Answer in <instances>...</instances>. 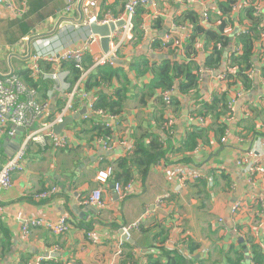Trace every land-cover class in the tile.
<instances>
[{"label": "crops", "instance_id": "1", "mask_svg": "<svg viewBox=\"0 0 264 264\" xmlns=\"http://www.w3.org/2000/svg\"><path fill=\"white\" fill-rule=\"evenodd\" d=\"M94 1L97 7L89 10L90 16L103 18L107 13L114 16L123 13V0ZM222 1L162 0L155 9L139 7L134 19L140 22L144 33L138 41L134 37L117 50L119 63L111 64L117 75L107 81L99 75V85L89 90L80 84L77 95L76 92L72 95L68 87L55 83H50L46 90L37 88L39 100L48 102L49 115L55 116L70 101L72 111L65 117L71 118L62 129L69 141L66 148L59 150L51 145L30 143L23 158L22 171L12 175V187L0 191V202L5 206L0 215V264H26L35 255L48 253L56 264H146L148 254L163 257V251L155 245V234L159 229L153 226L154 221L160 223V229L166 235L162 246L177 248L188 261L197 260L190 264H231V260L238 256H241V264H254V256L260 260L257 264H264V175H256L250 181L248 172L235 162L248 148L260 149L259 140L264 138L262 121L252 122L247 118L238 124L245 116L243 112L247 104L258 101L262 94L256 57L253 58L254 84L246 89L241 87L235 119L227 126H232V134H239L238 127L243 128L240 141L231 137L220 144L211 128L213 118L194 112L198 105L196 100L210 101L214 93L222 91H227L229 97L233 93L234 89L227 82L221 83L218 79L225 70L224 62L217 70L209 68L206 71L208 67L202 66L204 53L198 52V87L182 93L177 84H173L174 102L169 104L161 101V88L149 87L153 78L151 68L168 57V48L175 51L179 61L186 60L183 43L179 50L171 46L152 47V43L170 31L184 37L175 21L185 10L198 12L202 24L208 26L202 19L204 9L215 10L217 3ZM73 2L70 11L65 10L66 0H27L19 15L0 9V73L13 72L22 79L26 76L37 80L28 68L32 54L77 47L93 34L89 18L81 12L82 0ZM260 2L264 17V0ZM236 12L233 11V15ZM239 27L227 26L224 31L230 37L229 46L223 49L226 51L224 59L236 45L234 42L239 36L236 31L242 26ZM198 43L202 44L201 41ZM100 52L103 50L99 41L92 44L88 55L94 57ZM62 63L40 62V65L45 74H60L66 68ZM136 63L133 67L132 64ZM144 63L146 70L142 66ZM116 91L121 98V111L118 115L107 112L105 118L108 121H101L115 140L112 148L107 150L95 139L94 128L101 117L90 115L91 118L84 119L82 115H89L88 105L90 102L95 104L100 92L113 97ZM169 119L172 124L168 123ZM246 125H252V129L259 133L254 134ZM158 126L168 132V135L162 134L164 156L145 172L131 165L127 181L133 183V192L120 200L113 190L114 180L123 184L127 182L120 177L124 170L117 164L118 159L125 156L120 142L126 140L134 145L135 140L143 138L146 147L150 134L157 132ZM202 129V135L198 134L195 139L196 145L191 149L184 147L187 134L192 131L200 133ZM25 134L23 128L14 138L0 136V165L14 154L16 142L20 143ZM261 160L264 167V154ZM182 164L195 167L207 178L176 187L174 182L165 178L164 168ZM108 165L114 167V175L103 187L104 207L98 210L93 205L81 204L80 199L99 186L94 178L96 172ZM52 187L55 192L49 197L34 198L35 193ZM165 195L168 196L162 207L155 210L156 199ZM236 203L238 207L232 211ZM153 210L154 213L143 220L140 229L130 231L129 238L133 243L124 240L121 227L134 222L145 211ZM61 215L70 219L66 233L55 235L44 228H34L26 239L21 238V219L39 216L55 220ZM87 230L94 231L98 243L87 239ZM120 239L124 241L122 255L118 258L115 254ZM53 248L56 251L52 252ZM127 253L132 258H127Z\"/></svg>", "mask_w": 264, "mask_h": 264}, {"label": "built area", "instance_id": "2", "mask_svg": "<svg viewBox=\"0 0 264 264\" xmlns=\"http://www.w3.org/2000/svg\"><path fill=\"white\" fill-rule=\"evenodd\" d=\"M27 0H20V2H15L14 0H0V9L7 10L12 15H19L23 12V8L26 7ZM162 0H123V13L120 16H114L110 13L104 15V17H98L97 15L90 16L89 10L97 7V2L94 0H82L81 12L82 14L89 18V24L92 21H96L98 24H107L109 22H114L122 20L123 24L116 28L110 34V41L108 52H100V54L92 57V62L89 69L83 68V59L86 55L89 54L92 44L100 41V36L95 34H89L84 42L72 48L61 49L60 51H49L47 53L35 52L30 57V63L28 68H30L31 75L33 78H39L41 76L43 79H51L56 85L60 87H68V83L65 81V77L68 75V70L63 69L60 74L52 72L51 74H45L42 69L40 62H47L51 65H60L62 62H72L75 68H78L82 71L80 79L74 85L71 90L72 95L78 89V86L82 84V79L86 76L87 72L94 69L97 66H102L105 64H112L110 57L116 56L117 50L126 42H130L133 38V18L136 13V10L139 7H149L155 9L158 3ZM67 5L65 10L70 11L72 5L74 4L73 0H66ZM253 5L257 13H261L262 9L260 7L261 2L259 0H235L233 5V10H237L241 6ZM202 19L206 23L209 22L208 10L204 9L202 13ZM205 25V23H203ZM210 25V24H208ZM241 27V26H240ZM239 27V28H240ZM238 28V29H239ZM179 29L183 31L184 37H178V35L173 32H166L161 35V47L166 48L168 46L173 47L174 49H181L184 39L189 34L188 27L179 26ZM247 31L246 26L242 25L241 29L236 31L238 35L245 33ZM232 51L240 52L241 48L237 45L233 46ZM90 55V54H89ZM209 70L206 69V71ZM227 70V67H226ZM210 72V71H209ZM232 73L233 70L227 71ZM249 76H255L254 70L250 69L247 71ZM218 79L221 83L232 82L234 78H228L226 73H220ZM258 80L261 85L262 96L264 97V79L258 76ZM234 91L229 97L227 103L228 111L223 116V120L227 126L232 124L235 119L236 114V102L241 97V90L235 89L234 86H231ZM160 97L164 103L169 104L173 94H175V89L173 87L166 88L160 93ZM247 106V105H246ZM245 106V107H246ZM244 107V108H245ZM243 108V109H244ZM49 105L47 101H40L38 98L37 89L27 85L24 80L16 73L7 72L0 73V136L6 135L8 137H13L16 134L17 127H23L26 131L24 139L20 142L18 148L14 154L2 165H0V191L8 190L12 187V175L16 172H20L23 169V158L27 151L30 143H38L42 146L51 145L54 149H64L68 145V135L67 133L56 134L53 131V127L56 124H59L63 121L64 117L72 111V105L68 101L62 109H60L57 114L54 116L52 121H45L44 115L48 112ZM105 109L97 108L94 102H90L88 105V114H83L84 119H88L90 115H96L101 117L100 121H108L105 116ZM248 113V107L244 109L243 114L246 116ZM202 121V119H200ZM105 123V122H104ZM169 124H172V119L168 120ZM106 125L109 124L106 122ZM105 125V126H106ZM225 128L223 135L219 139V143H226L228 138H235L236 140H242V136L238 133L232 134V126ZM96 141L102 145L107 150H110L114 139L107 135L105 137L96 136ZM260 141V149L255 147L248 148L244 152L238 155L235 162L236 164L243 167L248 173V180H252L256 175H264V167L261 165L262 160L261 156L264 154V138ZM120 145L123 147L124 154H130L134 145L126 140L120 142ZM165 178L169 182H174L176 187L187 185V183H193L195 181L206 179L207 175L199 171L193 166L187 164L174 165L164 168ZM114 175V167L108 165L107 167L100 169L95 174V180L99 184L96 188L92 189L88 196H84L80 199V203L84 205H93L97 209H102L104 207L102 194L103 187L107 185L108 180L111 179ZM113 190L117 193L119 199H125L133 191V183L127 181L124 184L114 180ZM55 192V188L52 187L47 190L39 191L35 194L37 199H45ZM168 195L158 197L154 204L155 210L160 209L167 199ZM238 203L232 207V211H236ZM5 206L0 202V215L5 211ZM153 211H145L138 219L134 222L121 227L122 237L124 240L129 238V233L132 230L139 229L143 220L150 216ZM70 219L67 215H61L60 218L55 220L44 219L43 217H25L21 219L20 223V234L22 239H26L30 231L34 228H44L49 230L55 235H62L67 232L69 228ZM124 235L126 236L124 238ZM86 237L91 243H98V236L94 233L93 230L86 231ZM123 239L119 240L116 257H121ZM56 251L53 248L52 252ZM52 261L53 258L50 254H41L35 255L34 258H31L26 264H44L46 261ZM66 264H76V263H66ZM129 264V263H126Z\"/></svg>", "mask_w": 264, "mask_h": 264}, {"label": "trees", "instance_id": "3", "mask_svg": "<svg viewBox=\"0 0 264 264\" xmlns=\"http://www.w3.org/2000/svg\"><path fill=\"white\" fill-rule=\"evenodd\" d=\"M254 1V0H252ZM262 1V0H259ZM235 4V0H223L222 2H218L215 10H208L209 14V22L208 26L202 24L200 14L198 12H194L191 10H185L184 14L179 17L178 20L175 21L176 25L179 26H190L189 34L183 41V51L186 56V60L179 61L175 55V51L172 48H168V57L161 60L160 64L156 67L151 68L153 78L149 83V87L156 89L161 88L164 90L166 88H170L173 84H177L178 90L182 93H186L187 91L194 90L198 87V75L197 71L199 68V63L196 59L198 52L204 53V58L202 61V66L208 67L210 69L217 70L218 67L224 62L225 70L223 73L227 74L228 78H234L231 82H227L229 86H234L235 89H246L253 86V75L249 76L248 70L253 69V58L256 57L257 63L259 65V76L264 79V17L263 13H257L253 5L241 6L236 11V14L233 15V5ZM140 9V8H139ZM138 11V10H137ZM133 30L134 33L133 38H136V41L141 39L142 34L144 33V29L140 25V22L135 21L133 18ZM235 25L238 26H246L247 31L245 33H241L237 38L234 44H239L241 51L235 52H227L226 57L224 59V54L226 51H223L224 48L229 46L230 37L229 34H225V29L227 26ZM132 38V40H133ZM131 40V41H132ZM201 41V43H198ZM161 46V40L154 41L152 43V47ZM92 62V58L89 55H86L83 59V68L89 69ZM141 62H145L141 60ZM146 63V62H145ZM142 64L143 69L146 70V64ZM63 66H65L68 70V75L65 77V81L68 83V90H72L74 85L80 79L82 71L78 68L74 67L72 62H63ZM136 64H132L134 67ZM112 65L105 64L102 66H97L94 69L87 72L84 79H82L83 86L85 90H89L92 87H96L99 85V75H101V79L107 81L111 79L112 76L117 75L116 70L111 67ZM227 67V70H226ZM233 70L232 73L227 71ZM24 82L34 88H38L41 90L44 88L45 90L49 87L50 83L54 84V81L51 79H41L37 80L29 79L25 76L23 79ZM43 90V89H42ZM38 92V91H37ZM78 92L75 93L77 95ZM115 97V99H113ZM161 100V99H160ZM163 101V100H161ZM174 102L173 98L170 100ZM229 101V95L227 91H222L220 93H214L210 101H205L202 99L196 100L198 103L197 107H194V112L197 114H204L206 117H212L213 122L211 125L212 130H214L215 134L218 136L217 139H220L222 136L227 124L222 121L223 116L227 113V103ZM239 101V100H238ZM248 113L242 120L240 119L238 124H241V121L249 118L252 119V122L262 121L264 124V97L261 95L258 101L248 103ZM95 106L97 108L105 109V114H116L121 111V98L119 92L116 91L114 96H108L100 92L98 99L95 102ZM54 118V114H50L47 112L43 120L49 122ZM91 118V117H90ZM164 121L162 122V124ZM248 130H252L254 134H257V130L252 129V125L245 126ZM244 127V128H245ZM239 128V134L242 132L241 126ZM241 128V129H240ZM95 129V137L96 135L99 137H105L110 135V129L104 127V125L99 121ZM202 131L196 132L192 131L187 134V137L184 141V147H188L191 149L196 145L195 139L198 134H201ZM168 135L166 130H160V126H158V131L150 134L149 148L143 141V138L140 140H135L133 151L120 157L117 161L118 167L123 168L124 174H121L120 177L127 181L130 177V166L136 165L137 167L145 172L148 168L156 164V162L164 156L165 150L163 149V141L164 138L162 134ZM202 135V134H201ZM201 135L199 137H201ZM187 148V149H188ZM202 182V181H199ZM38 193V192H37ZM35 193V194H37ZM35 198V196H34ZM155 227H158V232L155 234L156 244L162 252L161 257H153L151 254H148L147 263L146 264H190L191 261L195 262L196 259L187 260L185 257L181 255L177 248L175 249H167L162 244L166 240V235L163 229H160V223L157 221L153 222ZM141 226L139 227V229ZM161 233L163 235L160 237ZM127 247L132 248V245L126 243ZM129 250V249H128ZM127 253V258H132L130 254ZM241 256H238L236 260H231V264H241L240 261ZM252 261L254 264L260 262V260L254 256L252 257ZM44 264H56L53 261H46Z\"/></svg>", "mask_w": 264, "mask_h": 264}, {"label": "water", "instance_id": "4", "mask_svg": "<svg viewBox=\"0 0 264 264\" xmlns=\"http://www.w3.org/2000/svg\"><path fill=\"white\" fill-rule=\"evenodd\" d=\"M123 24L122 20H118V21H114V22H109L107 24H98L96 21H92L89 24L90 30L93 34H96L98 36H100V42H101V46H102V50L104 53L108 52V45H109V41H110V34L117 28L120 27ZM160 58V57H159ZM112 63H119V60L117 59L116 56H111L110 57ZM161 59V58H160ZM238 113V111H237ZM71 117H65L63 119V121L57 125H55L53 127V131L56 134H60L62 132V129L68 124V122L70 121ZM23 127H17L16 133L18 134L19 131H22ZM14 138V137H13ZM20 143L16 142L17 148L19 146ZM122 233V230H121ZM126 236L124 235V238ZM127 241L129 243H133V241L128 238Z\"/></svg>", "mask_w": 264, "mask_h": 264}, {"label": "rangeland", "instance_id": "5", "mask_svg": "<svg viewBox=\"0 0 264 264\" xmlns=\"http://www.w3.org/2000/svg\"><path fill=\"white\" fill-rule=\"evenodd\" d=\"M132 192H133V191H132ZM132 192H131V193H132ZM120 200H123V199H120ZM124 226H126V225H124ZM122 227H123V226H122Z\"/></svg>", "mask_w": 264, "mask_h": 264}]
</instances>
